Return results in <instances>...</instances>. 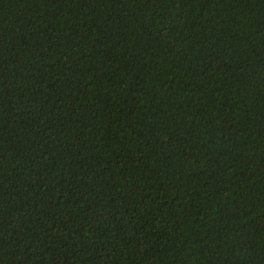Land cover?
Returning a JSON list of instances; mask_svg holds the SVG:
<instances>
[{
	"label": "trees",
	"instance_id": "1",
	"mask_svg": "<svg viewBox=\"0 0 264 264\" xmlns=\"http://www.w3.org/2000/svg\"><path fill=\"white\" fill-rule=\"evenodd\" d=\"M0 264H264V0H0Z\"/></svg>",
	"mask_w": 264,
	"mask_h": 264
}]
</instances>
